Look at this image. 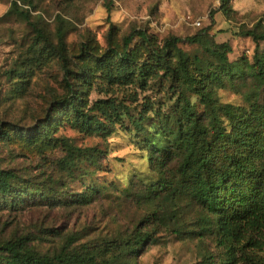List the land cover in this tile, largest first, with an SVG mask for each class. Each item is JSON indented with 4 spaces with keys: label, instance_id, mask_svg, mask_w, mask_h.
<instances>
[{
    "label": "rangeland",
    "instance_id": "rangeland-1",
    "mask_svg": "<svg viewBox=\"0 0 264 264\" xmlns=\"http://www.w3.org/2000/svg\"><path fill=\"white\" fill-rule=\"evenodd\" d=\"M223 5L0 0V169L13 173L16 190L0 195V246L20 243L23 252L54 264L225 263L214 216L184 184L182 151L167 143L185 100L204 112L196 86L220 105L263 102L257 44L243 31L264 32V0ZM141 30L159 48L180 39L187 63L173 50L145 82L125 78L111 48L121 50ZM136 46L137 68L156 62L138 38ZM67 76L102 131L82 130L59 106L69 97ZM133 118L142 119L140 129ZM24 132L36 134V142ZM139 233L152 239L134 249ZM254 255L264 264V253ZM9 260L0 253V264Z\"/></svg>",
    "mask_w": 264,
    "mask_h": 264
},
{
    "label": "trees",
    "instance_id": "trees-1",
    "mask_svg": "<svg viewBox=\"0 0 264 264\" xmlns=\"http://www.w3.org/2000/svg\"><path fill=\"white\" fill-rule=\"evenodd\" d=\"M221 1L225 5V0ZM15 7L18 8L17 3ZM243 35L257 44L255 65L264 83V53H260L259 45L264 42V32L253 28L244 30ZM137 38L151 49L155 63L137 68L138 47L131 49ZM180 42V39L172 38L159 48L141 30L127 36L121 50L111 48V54L114 60L118 59V72L125 78L137 76L145 82L143 77L162 69L173 50L181 65L187 63L185 53L177 47ZM211 54L224 63L228 62L221 50H214ZM65 81L69 97L59 106L72 112L75 124L82 130L102 131L100 120L81 109L78 96L81 92H76L70 77L67 76ZM195 91L205 106L204 112L199 114L195 106L185 100L181 120L175 122L177 131L171 133L167 143L182 151L184 184L214 216L220 245L227 257L224 264H263L254 254L264 253V98L262 104L243 109L220 105L205 86H196ZM98 111L105 113L101 107ZM141 121L133 118L137 129L142 126ZM24 135L36 142L37 136L33 132H24ZM159 149L164 151V148ZM14 180L12 172L0 169V195L16 193ZM151 239L149 233H139L132 239L131 246L141 248ZM0 253L8 254L10 260L7 264H54L23 252L20 243L2 245ZM59 264L71 262L61 259Z\"/></svg>",
    "mask_w": 264,
    "mask_h": 264
},
{
    "label": "built area",
    "instance_id": "built-area-1",
    "mask_svg": "<svg viewBox=\"0 0 264 264\" xmlns=\"http://www.w3.org/2000/svg\"><path fill=\"white\" fill-rule=\"evenodd\" d=\"M220 1V0H219Z\"/></svg>",
    "mask_w": 264,
    "mask_h": 264
}]
</instances>
